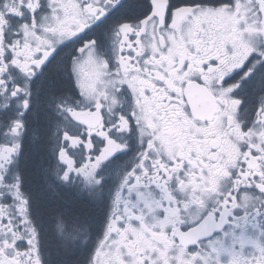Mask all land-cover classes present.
Wrapping results in <instances>:
<instances>
[{
	"label": "snow or ice",
	"instance_id": "obj_1",
	"mask_svg": "<svg viewBox=\"0 0 264 264\" xmlns=\"http://www.w3.org/2000/svg\"><path fill=\"white\" fill-rule=\"evenodd\" d=\"M0 264H264V0H0Z\"/></svg>",
	"mask_w": 264,
	"mask_h": 264
}]
</instances>
